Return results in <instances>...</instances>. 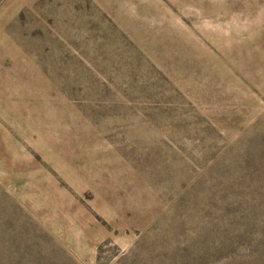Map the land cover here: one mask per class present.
<instances>
[{"label":"rangeland","instance_id":"rangeland-1","mask_svg":"<svg viewBox=\"0 0 264 264\" xmlns=\"http://www.w3.org/2000/svg\"><path fill=\"white\" fill-rule=\"evenodd\" d=\"M262 249L264 0H0V264Z\"/></svg>","mask_w":264,"mask_h":264},{"label":"trees","instance_id":"trees-1","mask_svg":"<svg viewBox=\"0 0 264 264\" xmlns=\"http://www.w3.org/2000/svg\"><path fill=\"white\" fill-rule=\"evenodd\" d=\"M243 231H244L243 229H234L233 233L229 232L228 230H224L223 231L224 233H218L217 235L219 236V238H226V240L224 243H221L220 241L215 239L214 246H213V252H212V255L214 258L212 256H211V258L218 261L216 258L224 257L230 249H233L235 251L236 245L247 240V235L244 234ZM213 238H215V237H213ZM209 243H210V241H209ZM207 255H210V253ZM233 256H234V254H231L229 256V258H232ZM201 257L202 256L199 254L197 262L202 263L205 260V258H201ZM250 262L251 263L243 262L241 264H264V249L259 251L250 260Z\"/></svg>","mask_w":264,"mask_h":264}]
</instances>
